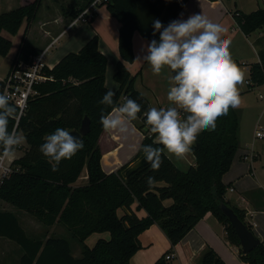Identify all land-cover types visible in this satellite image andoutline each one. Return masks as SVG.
Wrapping results in <instances>:
<instances>
[{
    "label": "trees",
    "instance_id": "16d2710c",
    "mask_svg": "<svg viewBox=\"0 0 264 264\" xmlns=\"http://www.w3.org/2000/svg\"><path fill=\"white\" fill-rule=\"evenodd\" d=\"M93 1L75 0L71 20ZM42 2L24 0L18 7L0 14L1 56L9 54L11 36L25 22L28 28L36 20ZM104 4L120 23V60L114 75L119 89L114 100L118 105L124 102V96L135 99L141 105V112L137 115L140 122H134L138 128L150 130L144 113L151 105L135 88L136 75L127 67L135 60L133 36L139 31L146 38L158 40L159 33L153 35V21L159 19L167 25L177 18L184 3L180 0H107ZM233 16L246 35L264 31V7L248 13L235 11ZM256 46L260 60L250 64L248 90L264 84V36L256 41ZM41 52L23 37L12 67L19 61L29 62ZM107 63V56L99 48V36L95 35L80 50L64 55L52 68L45 66L48 78L34 86L37 93L30 97L28 109L16 128V119H10L9 129L23 132L28 146L13 161L11 175L0 185V200L32 214L46 226L64 225L83 247L82 255L75 257L69 239L34 238L13 211L0 210V236L15 241L23 250L18 264H131L132 256L142 248L140 234L153 224L157 223L175 246L208 212L225 226L229 242L241 247L236 230L222 209L224 204L232 207L252 230L246 221V211L226 200L227 185L223 181L240 147L238 109L230 107L226 115L218 117L214 130L199 131L192 144L196 164L187 171L170 160L165 147L150 132L133 161L145 155L144 146L151 145L161 149L162 162L158 169L153 170L147 164L127 175L129 162L107 173L102 167L99 145L104 131L100 117L112 111L111 107L99 103L109 90ZM86 116L91 120V130L81 138L84 147L71 159L62 160L58 170L53 171L49 159L40 152V145L56 128L79 130ZM85 169L87 183L77 185ZM149 177H152L151 183ZM167 199L172 203L166 205ZM134 203L147 215L139 217L132 208ZM121 209L123 214L119 213ZM106 232L110 234L108 238H100L93 247L86 244L93 233ZM239 256L248 264H264V241L249 253H243L241 248ZM154 264H168V261L163 255ZM197 264L227 263L214 248L208 247Z\"/></svg>",
    "mask_w": 264,
    "mask_h": 264
},
{
    "label": "crops",
    "instance_id": "0c3cea01",
    "mask_svg": "<svg viewBox=\"0 0 264 264\" xmlns=\"http://www.w3.org/2000/svg\"><path fill=\"white\" fill-rule=\"evenodd\" d=\"M23 1L24 0H0V14L18 7ZM180 1L184 3V7L176 19H186L189 15L195 12L203 13L204 11H209L210 13H215L212 9H216V5L219 6L218 8L224 12L223 16L230 25V30H228L229 33L225 30L222 35L226 38L228 41V47H230L234 53L231 58L233 61H236L239 70L245 68L250 74V64L260 60L259 48L256 46V41L264 36V31L258 30L250 35H246L239 27L233 13L235 11L248 13L258 9L259 6L257 0ZM253 4L254 6H252ZM251 6L254 7V9L250 10ZM100 7L107 8L105 4L99 5L97 9ZM49 12H51L50 9ZM50 14L51 13H49L48 18L50 19L51 17H54V22L58 23L60 26L58 34L54 35V30H57L54 27L51 30L45 29L42 33H33L31 37L33 26L31 24L27 29V23L25 22L21 27V29L24 28V31L21 33L22 36L17 43L15 52L12 53L11 50L9 52L11 56L13 55V61L17 55L23 37H25L26 41L31 45L43 51L71 22L70 18L68 25L63 26L65 19L62 16H59L57 12L53 13L54 16H50ZM109 14L110 12L108 11V16L106 17L111 16V14ZM209 16L214 18L216 13ZM46 19L41 21L43 25L46 22ZM218 19L221 20V18ZM82 24L83 27L75 31L73 35L61 45L62 49L59 51V54H57V56L54 55L51 62H46V64L52 68L64 55L72 51L80 50L89 39L98 35L99 48L108 59L106 86L116 92L119 89V83L115 80L114 75L117 71L118 61L120 60V23L115 24L113 31H108L105 28L97 26L94 16L89 23ZM76 26H73L68 31ZM13 37L15 38L16 36H11L12 42H14ZM61 37H63V35ZM49 38L51 39L49 40ZM44 41H46L45 45H41V42ZM150 42L151 39L144 37L139 31L134 33L133 48L135 60L132 63L127 64V67L132 74L136 75L135 88L149 100L151 107L166 108L169 106L167 92L170 86V78L173 74L167 68L162 70L159 75L154 74L148 63L142 60L143 56L146 55V46ZM248 55L250 56L248 57ZM13 61L11 62V66L6 76L0 78V81H4L7 77ZM1 91L2 86L0 85V92ZM239 92L240 91H238V94ZM241 94H243V91H241ZM238 111L240 113V110ZM244 112L245 110H241V113ZM135 122L139 123V118L136 119ZM135 122L132 121L130 124V129H134V131H130L128 134H121L117 131H106L104 129L99 139V145L102 151V167L105 172L110 173L119 169L126 163H134L133 158L139 151L145 135L150 134V130H148L147 127L140 129ZM240 129V147L230 170L223 177V181L227 185L225 197L231 205L246 211L247 223L251 225L256 236L259 237L261 241H264V145H258L260 150H256V144L254 142L246 139L244 140L242 117H240ZM21 133L24 139L22 144L16 149L15 155L11 157L13 160L21 157L24 154V149L28 146L25 135L23 132ZM255 138L260 139L264 137H257L255 134ZM192 144L183 155L170 153L166 148H164V152L179 169L187 171L191 166L196 164V157L192 151ZM87 180V170L85 169L81 177L78 179L77 185L85 184L87 183ZM171 203V199L165 200L166 205ZM132 208L136 211L139 217L147 215V212L144 209H137V203H134ZM119 213L123 214L124 210L121 209ZM109 235L110 234L107 232L93 233L85 242L88 246L93 247L100 238H108ZM139 239L142 248L132 256L130 261L131 264H154L161 256L165 255L166 257V255L169 254L172 255V258L167 260L168 264H197L201 254L208 247L214 248L227 264H248L239 256L241 247L229 242L226 236L225 226L211 212H208L185 236V238L175 246L171 244L169 238L157 223L142 232Z\"/></svg>",
    "mask_w": 264,
    "mask_h": 264
},
{
    "label": "clouds",
    "instance_id": "9594fccd",
    "mask_svg": "<svg viewBox=\"0 0 264 264\" xmlns=\"http://www.w3.org/2000/svg\"><path fill=\"white\" fill-rule=\"evenodd\" d=\"M224 25L218 18L200 12L186 19L178 18L164 25L153 21V39L146 46V61L154 74L165 68L174 73L167 92L168 107H150L144 115L155 140L168 152L183 155L201 129L214 130L217 118L226 115L230 107L240 104L237 83L242 73L232 60L228 41L221 34ZM139 59V58H138ZM115 91L109 89L99 101L112 111L102 114L100 122L106 131L128 134L132 121L141 112V105L132 98L116 104ZM102 109V113H103ZM18 118L17 107L10 103L6 91L0 92V158H11L22 144L23 137L10 119ZM84 147L83 141L65 128H56L45 137L40 152L57 171L62 160L71 159ZM145 160L155 170L161 164V149L146 145ZM149 183L152 177L148 178Z\"/></svg>",
    "mask_w": 264,
    "mask_h": 264
},
{
    "label": "rangeland",
    "instance_id": "374dc122",
    "mask_svg": "<svg viewBox=\"0 0 264 264\" xmlns=\"http://www.w3.org/2000/svg\"><path fill=\"white\" fill-rule=\"evenodd\" d=\"M259 8L264 7V0H257ZM75 0H43L42 5L40 7V12L38 13V16L34 22H32V31H31V37L33 33L37 32H44L45 29H53L54 27L57 30H54V35L58 34L60 31V26L58 23L54 22V17L48 18L49 13L50 16H54V12H57L59 16H62L64 20V25L66 26L69 23V20L71 18L70 11L72 8L75 7ZM254 6V4L252 5ZM250 7L251 9H254V7ZM219 6H215L216 9H212L216 13V16L214 18H221V22L223 23L224 27L221 30V34H224L225 30H230V25L228 24L226 18L223 16L224 12L218 8ZM222 7V6H221ZM49 9L51 12H49ZM49 12V13H48ZM223 12V14H222ZM215 13H210L209 11H204L202 14L206 15H214ZM110 15V14H109ZM47 16V17H44ZM108 16V10L107 8L100 7L97 9L96 14H94L96 25L100 26V28H105L108 31H113L115 24L119 23L116 17H114L112 14L109 17ZM46 22L44 25L41 23L42 20H45ZM225 18V19H224ZM58 26V28H57ZM83 27L82 23H79L75 28L71 29L67 33L61 37L60 40H58L55 45H53L49 51L45 54V61L51 62L52 57L57 54H59V51L62 49V44L66 42L71 35L78 29ZM28 29V28H27ZM24 31V28L21 29L20 33H17L14 38V42L12 43L11 51L12 53L15 52L16 46L18 41L20 40V37L22 36V32ZM229 33V31H228ZM230 35V34H229ZM30 37V38H31ZM51 38H49L50 40ZM48 40V41H49ZM45 42H41V45H45ZM39 44V43H37ZM229 52L231 56H233L232 49L228 47ZM250 55H248L249 57ZM13 55L10 54L7 57H3L0 55V78H4L11 66V62L13 61ZM240 72L242 73V80L237 83L236 87L239 92V98H240V104L236 107L238 110H245L244 113L240 114V117H242V125H243V131H244V140H250L256 144V150H260L258 145L263 144L264 145V138L256 139L255 134L256 131H261L264 133V99L260 98V94L264 96V84L255 86L252 89L248 90V84L246 83V80H249V72L247 69L242 68L240 69ZM246 89V90H245ZM245 90V91H244ZM241 91H243V94H241ZM242 95V96H241ZM242 108V109H240ZM21 136V131L18 132ZM241 133V129H240ZM0 210H10L13 211L19 218L21 225L24 227V229L27 231V233L34 237L39 239L46 240L50 236H61L69 239L72 247V252L75 257H80L82 255V245L81 243L76 240L75 238H72L71 233L69 230L62 224L56 223L52 226H46L44 225L40 220H38L35 216L32 214L19 209L7 202H4L0 200ZM23 254L22 248L15 242L12 241L6 237L0 236V264H18L19 260L21 258V255Z\"/></svg>",
    "mask_w": 264,
    "mask_h": 264
},
{
    "label": "built area",
    "instance_id": "2783aa9c",
    "mask_svg": "<svg viewBox=\"0 0 264 264\" xmlns=\"http://www.w3.org/2000/svg\"><path fill=\"white\" fill-rule=\"evenodd\" d=\"M106 1L107 0H94L77 17L72 19L60 35L55 37L41 53L32 56L29 62L19 61L12 67L7 77L4 79L1 92L6 91L10 97V103L18 107V118H16L15 128L18 126L20 118L28 109L30 97L37 93L34 86L48 78L44 72L45 66H48L45 61V54L70 28L79 23H89L97 7L106 3ZM250 81V79L246 80V83L249 85ZM125 98L126 96L123 97V100H125ZM260 98L263 99L264 96L261 94ZM256 136L264 137V133L258 130ZM13 161L12 158H0V185L11 175L13 171ZM171 258V254L166 255L167 260Z\"/></svg>",
    "mask_w": 264,
    "mask_h": 264
},
{
    "label": "water",
    "instance_id": "95a60500",
    "mask_svg": "<svg viewBox=\"0 0 264 264\" xmlns=\"http://www.w3.org/2000/svg\"><path fill=\"white\" fill-rule=\"evenodd\" d=\"M0 85L3 87L4 85L3 80L0 81ZM90 130H91V120L88 116H86L82 121L79 130H72L69 132L73 135H77L81 139L82 136L86 135ZM147 164L149 163L146 162L145 155H143L142 157H140L138 160H136L134 163L130 165V167L126 171V174L130 175L140 167L145 166ZM222 209L225 212V214H227L232 226L236 230V233L240 239L242 252L249 253L251 250L257 247L261 242V239L256 236L253 230L249 229V227L245 222H243V220L239 218L235 210L226 204L222 205Z\"/></svg>",
    "mask_w": 264,
    "mask_h": 264
}]
</instances>
